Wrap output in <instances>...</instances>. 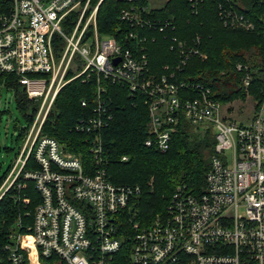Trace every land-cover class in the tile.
Returning a JSON list of instances; mask_svg holds the SVG:
<instances>
[{
    "label": "built area",
    "instance_id": "2783aa9c",
    "mask_svg": "<svg viewBox=\"0 0 264 264\" xmlns=\"http://www.w3.org/2000/svg\"><path fill=\"white\" fill-rule=\"evenodd\" d=\"M102 1L0 3V74L14 76L27 98L39 104L0 187L3 195L22 174L41 197L32 227L10 235L7 264H47L42 259L49 264H264V97L253 102L251 119L243 123L209 88L179 80L191 58L206 59L198 37L190 43L171 37L178 61L153 72L147 46L152 33L166 37L174 30L173 18L154 15L168 0H121L118 19L129 27L117 29V36L98 33ZM207 1L187 0L195 15ZM210 1L224 27L264 36V11L256 3L246 8L242 0ZM235 70L248 92L257 71L240 63ZM261 71L264 76V59ZM75 80L94 86L93 98L81 101L84 112L74 126L90 138L89 162L41 134L57 94ZM116 85L132 99L144 98L145 147L167 151L181 122L211 132L215 140L203 193L177 186L163 213L148 225L135 220L132 199L138 188L116 185L107 175L114 157L101 133L114 118L117 96L109 89ZM30 157L34 166L23 172ZM126 243L127 262L121 255Z\"/></svg>",
    "mask_w": 264,
    "mask_h": 264
},
{
    "label": "trees",
    "instance_id": "16d2710c",
    "mask_svg": "<svg viewBox=\"0 0 264 264\" xmlns=\"http://www.w3.org/2000/svg\"><path fill=\"white\" fill-rule=\"evenodd\" d=\"M98 0H93L97 3ZM242 0L246 8L255 5L264 11V0ZM7 5L8 0H0ZM124 7L121 0H103L97 11V29L103 36H117V29L125 31L129 26L119 21L120 10ZM174 19V30H167V36L152 33L153 41L148 43L149 67L160 72L163 66L175 64L178 54L170 50L171 37L191 42L199 38V50L206 59L193 57L178 75L185 82L201 84L210 89L212 97L222 104L235 100L244 102L247 94L257 104L264 97V76L261 71L264 59V36L257 31L246 32L224 27L217 14V6L208 0L192 14L187 0H168L165 7L154 15ZM122 43L127 41L122 40ZM244 64L255 71L253 84L245 92L240 84L242 74L235 70L236 64ZM0 87L14 94V101L26 127L20 128L15 142L23 144L28 128L31 126L38 109V103L27 98L17 79L5 73L0 74ZM117 96V107H113V120L101 135L105 146L110 149L113 163L107 168L109 180L120 186L138 188L132 199L135 220L148 225L152 219L163 213L173 191L177 186H185L192 193H203L205 175L209 169L210 158L214 152L215 140L211 132H199L185 122L179 123L173 132L169 149L159 152L143 145L147 137L148 113L142 96L130 98L122 86L109 89ZM94 95L92 83L82 84L75 80L63 87L56 96L41 129V134L56 140L68 152L80 157L82 161H91L89 154L90 138L79 133L74 126L83 115L82 100H90ZM5 148V152L12 151ZM122 156L129 160L117 161ZM32 158L23 168V172L34 166ZM9 165L0 176V187L11 172ZM27 199L28 203H24ZM41 203V197L30 181L20 174L14 184L0 198V261L7 264L4 247L10 243L12 234L26 233L32 227L34 211ZM129 246L126 243L121 250L124 261L128 259ZM49 264L50 259H42Z\"/></svg>",
    "mask_w": 264,
    "mask_h": 264
},
{
    "label": "rangeland",
    "instance_id": "374dc122",
    "mask_svg": "<svg viewBox=\"0 0 264 264\" xmlns=\"http://www.w3.org/2000/svg\"><path fill=\"white\" fill-rule=\"evenodd\" d=\"M228 104L232 118L247 123L253 113L252 99L248 97L244 102L235 100ZM15 125L24 128L27 124L17 109L13 92L0 87V176L9 165L15 162V155L19 151L15 142V136L18 133L14 128ZM21 146L22 144H19L20 148ZM5 148L13 150L6 153Z\"/></svg>",
    "mask_w": 264,
    "mask_h": 264
},
{
    "label": "crops",
    "instance_id": "0c3cea01",
    "mask_svg": "<svg viewBox=\"0 0 264 264\" xmlns=\"http://www.w3.org/2000/svg\"><path fill=\"white\" fill-rule=\"evenodd\" d=\"M250 119H251V117H250V118L247 120V122H249V121H250ZM243 123H244V122H243ZM0 196H2V195H1V191H0Z\"/></svg>",
    "mask_w": 264,
    "mask_h": 264
},
{
    "label": "water",
    "instance_id": "95a60500",
    "mask_svg": "<svg viewBox=\"0 0 264 264\" xmlns=\"http://www.w3.org/2000/svg\"><path fill=\"white\" fill-rule=\"evenodd\" d=\"M116 61H118V60H116Z\"/></svg>",
    "mask_w": 264,
    "mask_h": 264
}]
</instances>
